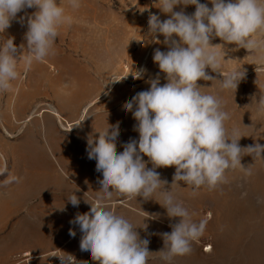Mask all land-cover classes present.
I'll return each mask as SVG.
<instances>
[{
	"label": "clouds",
	"instance_id": "clouds-1",
	"mask_svg": "<svg viewBox=\"0 0 264 264\" xmlns=\"http://www.w3.org/2000/svg\"><path fill=\"white\" fill-rule=\"evenodd\" d=\"M69 4L73 9L81 6L80 0H69ZM211 4L209 8L199 0H156L154 7L168 18L162 21L158 15L150 14L149 34L156 43L160 41L155 38L162 35L163 43L168 46L167 51L156 49L153 55L167 83L160 86L157 74L147 81L148 90L136 93L123 104V109L136 121L133 129L139 134L138 140L130 139L123 144V151L118 153L116 145L119 122L99 131L98 139H88L87 158L96 161V171L103 176L98 180L102 187L90 203V210L77 213L69 223L78 225L82 233L80 250L90 252L98 264H148L152 254L148 248L150 241L141 239L128 219L108 209L107 201L113 191L129 199L139 196L147 201L160 190V204L167 216L179 218L170 225V233L161 234L164 248L159 252L160 258L170 262L192 252V243L203 236L210 216L193 221L194 213L172 191L165 189L168 181L162 180L156 169L174 166L172 185L183 181L192 188V195H196L202 186L212 190L225 182L229 169L240 167L251 175V170L241 164L245 151L247 155L262 158L264 145L255 143L242 148L239 140L243 136L239 130L233 128L229 132L225 127L230 115L223 110L222 101L203 93L204 87L198 86L197 81L217 80L206 72L210 68L222 75V90L237 89L245 70L237 68L222 73V62L226 61L224 45H213L211 40L219 37L248 52L264 53V40L254 38L264 32V2L211 0ZM189 5L195 6L192 14L185 11ZM32 8L36 11L29 15L26 10ZM21 12L24 15L18 16ZM13 21L27 27L24 36L27 55L19 54L25 46L21 44L18 48L13 38L0 44V92L9 91L11 82L19 78L17 66L21 58L31 66L33 61L42 62L55 54L58 29L70 24L72 17L65 14L58 0H0V33L11 27ZM257 104L264 111V95ZM144 156L149 158L147 162ZM149 162L151 168L147 167ZM7 171L5 165L0 175ZM19 179L9 174L4 183H18ZM67 198L73 207L79 206L80 199L74 193ZM69 235L75 237L76 231L70 228ZM58 257L60 264H88L77 262L71 254Z\"/></svg>",
	"mask_w": 264,
	"mask_h": 264
},
{
	"label": "rangeland",
	"instance_id": "rangeland-1",
	"mask_svg": "<svg viewBox=\"0 0 264 264\" xmlns=\"http://www.w3.org/2000/svg\"><path fill=\"white\" fill-rule=\"evenodd\" d=\"M155 2L156 0H80L81 6L73 9L69 0H58L65 8V14L72 17V22L65 23L58 29L54 55L42 62L33 61L31 66H27L23 58L19 60V78L11 82L9 91L0 92L3 124L8 125L15 134L30 115L26 114L29 111L24 112L22 108L27 103L43 101L44 108H49L47 104L50 103L60 106L64 104L67 119L63 123L67 127H71L67 122L74 121V117L81 112L83 128L96 126L97 131H102L119 122V128H125V132L133 129L136 121L130 112L123 109V104L136 93L148 90L150 84L147 81L156 78L157 74L160 86L167 83L165 74L153 61V55L156 49L167 51L168 46L163 43L162 35L155 38L160 43L154 42L149 34L148 20L150 14L158 15L162 21L168 16L154 7ZM199 3L212 7L211 0H199ZM26 11L31 15L36 9ZM185 11L187 14L194 13L195 6L189 5ZM23 15L24 12L18 14ZM26 31V25L22 27L20 23L13 21L11 27L0 33V44L5 39L13 38L18 48L21 44L25 46L19 54L27 55V42L24 38ZM254 38L264 40V32L257 33ZM211 43L224 45L226 61L222 62V73L227 74L240 68L245 70V77L236 90H222V75L207 68L206 72L217 80L200 79L197 85L204 87L201 89L203 93L217 96L225 106L231 105L237 110L245 108L246 103L250 105L251 101L263 93L264 59L261 57L264 53L248 52L235 44L225 43L219 37L212 39ZM44 64L43 72L40 66ZM139 74L140 78H136ZM76 77L86 80V84L81 87L60 84L61 78L73 80ZM106 96L108 98L103 101ZM78 99L76 104L73 103ZM19 110L22 111L21 115ZM36 113L38 115L28 124L32 128L40 123L41 108ZM229 115L230 119L226 122L233 126L235 118L231 113ZM0 135V140L10 146L18 145L25 138ZM131 136L125 134L127 139ZM242 136L239 140L242 148L255 143L264 145V134ZM243 154L241 164L251 170V175L237 167L227 170L225 182L215 189L209 190L207 186H202L196 195H192V188L186 183L179 188L182 195L177 199L190 213H194L193 221L199 222L207 218L209 213L213 214L208 219L203 236L192 243V252L181 256L184 258H180L182 264H264V152L261 153L262 158L247 155L246 151ZM143 158L146 162L149 159L147 156ZM11 166L10 164L9 167ZM50 169L51 176H54L49 179L53 189L66 187L62 176L54 172L53 168ZM166 169L167 167L160 168L162 171ZM15 170L10 169L13 173ZM206 245H211L209 252H205ZM17 257L27 264L30 255L23 252Z\"/></svg>",
	"mask_w": 264,
	"mask_h": 264
},
{
	"label": "crops",
	"instance_id": "crops-1",
	"mask_svg": "<svg viewBox=\"0 0 264 264\" xmlns=\"http://www.w3.org/2000/svg\"><path fill=\"white\" fill-rule=\"evenodd\" d=\"M44 66L45 64L40 66L43 72ZM60 82L61 85L81 87L87 81L76 77L73 80L61 78ZM261 91L263 93L251 101L250 105L246 103L243 109L237 110L222 103L224 110L235 118L233 126L225 122L229 132L236 128L244 136L264 134V111L259 110L257 104L264 95V86ZM107 98L106 96L103 101ZM78 101L79 99L73 103ZM61 105L50 103L47 104L49 108H44L43 101L27 103L22 109L24 112L29 111L26 114L30 115L15 134L8 125L3 124V115H0V133L3 136L25 137L16 146L0 140V169L5 165L8 169L4 175H0V264H26L17 257L23 252L30 255L27 264H51L50 255L53 252L59 255L71 254L89 264H98L92 260L90 252L80 250L82 233L78 225H72L69 221L77 213L90 210V203L94 202L102 187L98 183V180L103 179L102 173L96 171V161L89 160L86 152L88 139H98L99 131L96 126L82 127L81 112L74 117V121L67 122L71 126L67 127L63 123L67 119L64 104ZM39 108L42 111L40 123L32 128L28 124L38 115L36 112ZM21 110L18 111L19 115L22 114ZM125 131L123 127L119 130V142H116L118 153L123 151V144L130 139L138 140L139 137L134 129ZM125 134L132 136L127 139ZM147 167L151 168V163H147ZM13 168L16 169L14 173L10 171ZM50 168L62 176L66 187L53 189L49 179L54 176H51ZM156 170L162 180L168 181L165 189L180 198L182 194L179 188L184 182L172 185L175 167ZM9 174L20 178L19 182L5 184ZM159 191L147 201L139 196L129 199L113 191L111 199L107 201L108 209L128 219L140 238L150 241L148 248L152 254L148 258V264H182L181 256L174 257L170 262L160 258L159 252L164 248L161 234L170 233V225L177 223L178 219L167 216L166 209L161 207ZM73 193L80 199L78 207H73L68 201L67 197ZM212 215L209 213L208 217L211 218ZM70 228L76 231L75 237L69 235Z\"/></svg>",
	"mask_w": 264,
	"mask_h": 264
},
{
	"label": "built area",
	"instance_id": "built-area-1",
	"mask_svg": "<svg viewBox=\"0 0 264 264\" xmlns=\"http://www.w3.org/2000/svg\"><path fill=\"white\" fill-rule=\"evenodd\" d=\"M205 250H210L211 249V245H206L204 247ZM58 256H61L59 255L57 252H53L51 255H50V260H51V264H60V258ZM76 261L77 262H80V261H84L82 260L81 258H78L77 256H74ZM88 262V261H87ZM89 264V263H88Z\"/></svg>",
	"mask_w": 264,
	"mask_h": 264
}]
</instances>
